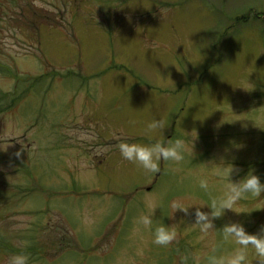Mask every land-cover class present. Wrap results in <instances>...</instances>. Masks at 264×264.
Wrapping results in <instances>:
<instances>
[{
    "label": "rangeland",
    "instance_id": "374dc122",
    "mask_svg": "<svg viewBox=\"0 0 264 264\" xmlns=\"http://www.w3.org/2000/svg\"><path fill=\"white\" fill-rule=\"evenodd\" d=\"M65 1L0 0V264L16 254L82 264L77 240L94 248L91 264H207L231 248L217 232L224 225L257 233L264 197L226 210L207 234L194 209L173 214L168 204L206 200L201 178L213 194L226 191L213 168L222 158L241 169L234 181L252 171L264 182L253 165L264 159V31L224 35L240 18L264 17V0ZM50 10L56 19L40 24ZM218 55L219 80L191 85ZM162 116L171 122L164 135L146 133ZM180 135L197 137L193 157L161 161L157 173L117 146ZM149 200L163 207L153 219L177 233L169 246L137 223ZM40 201L46 211H35ZM249 261L261 264L251 252Z\"/></svg>",
    "mask_w": 264,
    "mask_h": 264
},
{
    "label": "clouds",
    "instance_id": "9594fccd",
    "mask_svg": "<svg viewBox=\"0 0 264 264\" xmlns=\"http://www.w3.org/2000/svg\"><path fill=\"white\" fill-rule=\"evenodd\" d=\"M37 6H40L39 3H37ZM170 123L168 119L162 116L151 120L145 131L148 134L162 133L164 135V130L169 127ZM195 139L192 140L190 135L187 137L180 135L166 141L154 139L149 143L121 140L117 146L124 160L133 162L148 172L157 173L160 171L161 161L177 163L192 158ZM189 140H192L191 150ZM213 168L215 175L220 178L226 191L213 194V188L209 180L201 178L199 189L207 194L206 200L189 199L187 201H171L168 204V208L173 214L177 210L185 214H192L190 210L194 209L195 222L193 225L198 226L199 231L203 234L215 230L214 219L222 217L226 210L237 212L236 207L239 202L264 197V182L252 171H249L238 181H234L232 179L233 175H238L241 171L235 164L227 163L222 158L219 163L214 162ZM205 207L209 211H204ZM157 208L163 209L158 202L147 201V213L141 214L137 218V223L143 230L153 232L154 239L152 242L155 245L166 247L173 243L177 233L171 225L164 223L162 219L158 222L153 219ZM256 209H264V202L257 205ZM217 232L220 234L222 241L230 245L231 248L227 253L210 254L207 258V264H250L249 252L252 253L255 260H259L261 264H264V225H261L259 231L255 234L249 233L243 224L235 222L224 225ZM8 264H28V257L24 254L13 255Z\"/></svg>",
    "mask_w": 264,
    "mask_h": 264
},
{
    "label": "bare ground",
    "instance_id": "6f19581e",
    "mask_svg": "<svg viewBox=\"0 0 264 264\" xmlns=\"http://www.w3.org/2000/svg\"><path fill=\"white\" fill-rule=\"evenodd\" d=\"M202 84H203V82H202ZM42 203H44V201H40V204H37V208H35V211L41 212L44 210L43 207L41 206Z\"/></svg>",
    "mask_w": 264,
    "mask_h": 264
}]
</instances>
